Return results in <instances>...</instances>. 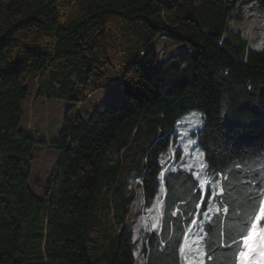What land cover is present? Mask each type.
I'll return each mask as SVG.
<instances>
[{"label":"trees","instance_id":"1","mask_svg":"<svg viewBox=\"0 0 264 264\" xmlns=\"http://www.w3.org/2000/svg\"><path fill=\"white\" fill-rule=\"evenodd\" d=\"M249 1L264 10V0H0V264H137L134 179L148 206L162 199L144 264H184L207 204L196 174L164 156L195 110L207 172L221 178L204 264H239L241 230L264 202V47L229 26ZM108 68L125 101L85 117L80 107ZM25 74L39 96L72 103L44 194L30 185L38 141L22 128Z\"/></svg>","mask_w":264,"mask_h":264},{"label":"rangeland","instance_id":"2","mask_svg":"<svg viewBox=\"0 0 264 264\" xmlns=\"http://www.w3.org/2000/svg\"><path fill=\"white\" fill-rule=\"evenodd\" d=\"M229 26L241 30L253 48L264 47V10L260 9L255 1L239 4L231 13ZM167 45L166 40H160L158 47L167 49ZM179 50V45L171 43L166 52L174 54ZM116 78H119V71L108 68L107 76L103 80L93 81L98 90L82 103L80 109L83 116L89 117L96 112H104L110 107H118L124 103L125 92L121 85L112 86L111 84L112 80ZM22 80L30 93L28 99L23 103L22 128L29 136L38 141L30 160L32 168L30 185L37 193L44 194L61 156V153L51 145L60 138L67 112L72 103L67 100L39 96L37 78L31 74H25L22 76ZM203 124V113L199 110L184 116L176 127L170 153L164 156V162L167 163L168 168L185 172L192 171L196 176L200 175L203 198L207 204L206 210L197 219L183 244L184 264H204L205 250L202 239L205 224L211 220L219 208L216 199L221 192V178L207 172L204 152L199 145V131ZM132 183L137 198L133 204L127 226L134 233L133 241L137 264H144L141 255L144 237L147 232L157 231L160 228L162 199L160 196L151 206H148L140 187L141 181L134 179ZM208 191L212 192L211 196L207 194ZM261 209H264V202ZM259 215H261V210ZM261 222L264 223V216H262ZM244 251H246L245 248ZM262 252H264V245L258 246L254 257L245 256L242 258L240 256L239 264L242 259L250 260V264H261L264 261Z\"/></svg>","mask_w":264,"mask_h":264},{"label":"snow or ice","instance_id":"3","mask_svg":"<svg viewBox=\"0 0 264 264\" xmlns=\"http://www.w3.org/2000/svg\"><path fill=\"white\" fill-rule=\"evenodd\" d=\"M200 178V175H198L197 179L199 180ZM207 194L211 196L212 192L208 191ZM262 216H264V209H261V215L250 217L249 221L245 222V227L241 230V241L239 243L246 250L240 253L242 258L245 256L254 257L258 246L264 245V223L261 222ZM261 255H264V252ZM241 264H250V260L242 259ZM261 264H264V261Z\"/></svg>","mask_w":264,"mask_h":264}]
</instances>
